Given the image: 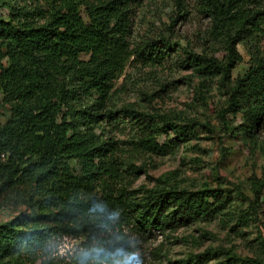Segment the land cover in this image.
<instances>
[{"label": "trees", "instance_id": "1", "mask_svg": "<svg viewBox=\"0 0 264 264\" xmlns=\"http://www.w3.org/2000/svg\"><path fill=\"white\" fill-rule=\"evenodd\" d=\"M139 0H0V203L29 208L0 225V264H36L58 237H84L87 246L135 252L136 243L226 211L235 200L257 216L264 202L261 178L241 188L190 190L161 185L133 190L124 152L111 135L127 134L134 152L172 155L213 133L194 120L118 107L115 82L131 59L144 67L171 62L203 87L218 80L228 96L219 114L227 135L257 145L264 132V0H199L222 60L196 53L174 34L132 46ZM186 16V12H185ZM248 55V69L233 71ZM227 115L239 118L236 125ZM264 157V144L259 147ZM131 171V172H129ZM92 215L89 216L88 212ZM264 264L220 249L180 264ZM168 264H175L168 262Z\"/></svg>", "mask_w": 264, "mask_h": 264}, {"label": "rangeland", "instance_id": "2", "mask_svg": "<svg viewBox=\"0 0 264 264\" xmlns=\"http://www.w3.org/2000/svg\"><path fill=\"white\" fill-rule=\"evenodd\" d=\"M210 30L211 22L201 12L199 0H139L134 8L131 43L135 47L173 33L174 42L190 43L196 53L222 60L226 51L219 41L211 38ZM239 52L244 62L233 71V79L248 69L249 58L241 45ZM114 99L118 107L134 105L148 113L178 117L183 122L194 120L210 125L213 131L205 133L199 129L198 137L174 154L160 157L134 152L126 143L127 134L111 135L126 150L125 168L137 170L129 178L128 187L153 188L163 180L167 187L190 190L239 187L247 197H252L249 180L253 176L261 178L264 167L259 150L264 144V132L256 146L226 134L219 112L226 107L228 96L218 80L203 87L201 79L189 71L177 70L171 62L162 67H144L133 57L115 82ZM226 118L236 125L240 122L231 115ZM248 206L247 202L235 200L221 215L172 233L155 234L148 241L137 242L134 251L143 264H180L208 249L224 250L240 260L264 261V202L257 216L250 213ZM22 212H29V208L20 200L0 203V225ZM51 243L52 249L62 245L87 246L86 239L76 235L58 237ZM225 260L223 257L206 264H226ZM36 264L69 262L47 252Z\"/></svg>", "mask_w": 264, "mask_h": 264}, {"label": "clouds", "instance_id": "3", "mask_svg": "<svg viewBox=\"0 0 264 264\" xmlns=\"http://www.w3.org/2000/svg\"><path fill=\"white\" fill-rule=\"evenodd\" d=\"M88 215L91 216L92 212L89 211ZM46 251L51 257L66 260L69 264H143L142 258L135 252H126L123 249L105 251L99 246L69 248L62 245Z\"/></svg>", "mask_w": 264, "mask_h": 264}]
</instances>
